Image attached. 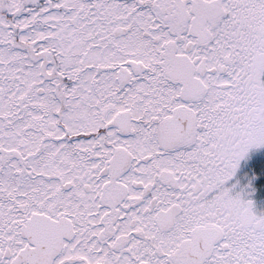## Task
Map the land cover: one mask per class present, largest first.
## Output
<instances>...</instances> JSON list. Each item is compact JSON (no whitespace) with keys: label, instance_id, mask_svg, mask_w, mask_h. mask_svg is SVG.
<instances>
[{"label":"snow or ice","instance_id":"snow-or-ice-1","mask_svg":"<svg viewBox=\"0 0 264 264\" xmlns=\"http://www.w3.org/2000/svg\"><path fill=\"white\" fill-rule=\"evenodd\" d=\"M0 264H264V0H0Z\"/></svg>","mask_w":264,"mask_h":264}]
</instances>
